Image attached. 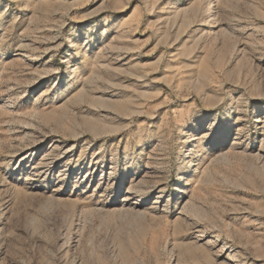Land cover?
<instances>
[{
    "label": "rangeland",
    "instance_id": "1",
    "mask_svg": "<svg viewBox=\"0 0 264 264\" xmlns=\"http://www.w3.org/2000/svg\"><path fill=\"white\" fill-rule=\"evenodd\" d=\"M0 264H264V0H0Z\"/></svg>",
    "mask_w": 264,
    "mask_h": 264
}]
</instances>
